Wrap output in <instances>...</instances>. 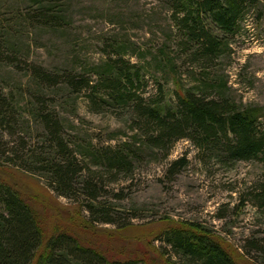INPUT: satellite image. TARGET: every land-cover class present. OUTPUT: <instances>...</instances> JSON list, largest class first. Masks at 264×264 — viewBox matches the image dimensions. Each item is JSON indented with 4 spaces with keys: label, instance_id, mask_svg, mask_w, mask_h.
Returning <instances> with one entry per match:
<instances>
[{
    "label": "rangeland",
    "instance_id": "374dc122",
    "mask_svg": "<svg viewBox=\"0 0 264 264\" xmlns=\"http://www.w3.org/2000/svg\"><path fill=\"white\" fill-rule=\"evenodd\" d=\"M258 1L207 72L224 81L226 96L238 105L256 108L264 127V0ZM33 3L0 0V29L17 53L15 64L0 62V87L16 91L21 120L30 130L25 136L28 147L42 144L36 136L44 128L29 113L41 96L64 122L65 136L74 149L127 144L136 152L129 174L103 179L107 191L98 200L118 212L122 219L116 223L91 222V213L80 202L84 198L59 195L45 178L1 163L0 181L12 185L31 205L46 237L65 229L110 259L172 264L175 258L161 239L163 231L196 223L237 264H264L255 252L247 254L251 243L264 239V212L252 200L264 181L260 161L227 165L209 161L185 138L176 141L168 155L160 149L141 148L130 114L95 109L84 93H72L64 84L41 87L33 78L36 65L53 74H81L100 65L106 49L122 43L129 51L127 58L142 69L143 96L173 102L175 92L191 88L197 75L195 65L186 59L168 0H60L64 18L61 26L54 27L28 22L35 11ZM161 58L165 67L156 69ZM0 137L4 142L18 138L2 129ZM182 158L187 165L175 174L170 172Z\"/></svg>",
    "mask_w": 264,
    "mask_h": 264
},
{
    "label": "trees",
    "instance_id": "16d2710c",
    "mask_svg": "<svg viewBox=\"0 0 264 264\" xmlns=\"http://www.w3.org/2000/svg\"><path fill=\"white\" fill-rule=\"evenodd\" d=\"M32 1L35 11L28 22L39 26L62 25L60 0ZM258 2L168 0L186 59L195 65L193 73L197 75L191 88L175 92L173 102L143 96L146 82L142 69L127 58L129 51L122 43L111 51L106 49V59L93 69L85 68L81 74H53L36 65L32 68L33 78L41 87L64 84L72 93H84L95 109L130 114L139 130L141 148L160 149L168 155L175 142L185 138L195 144L206 160L215 159L224 165L260 161L264 167V127L256 108L238 105L226 96L224 81L207 72ZM16 55L15 45L0 29V62L15 64ZM168 62L171 64L172 59ZM159 63L156 69L165 67L163 58ZM16 96V91L7 92L0 87V129L12 138L18 137L13 142H4L0 137V164L45 178L59 195L84 198L80 202L91 213V222L121 220L118 212L98 199L107 191L103 179H116L133 169L134 149L127 144L119 147L91 144L74 149L65 136L64 122L55 110L49 109L48 99L41 96L36 97L37 106L28 112L44 128L36 136L42 144L30 149L25 137L30 130L21 120L23 110ZM186 165V158L176 160L170 172L175 174ZM252 197L264 212V181ZM161 237L174 255L172 264H237L201 224L168 228ZM249 250L248 255L253 251L257 254L255 258H263L264 262V239L251 243ZM0 264H137V260L110 259L65 229L46 237L31 205L12 185L0 181Z\"/></svg>",
    "mask_w": 264,
    "mask_h": 264
}]
</instances>
